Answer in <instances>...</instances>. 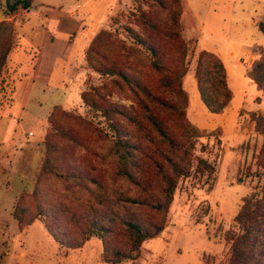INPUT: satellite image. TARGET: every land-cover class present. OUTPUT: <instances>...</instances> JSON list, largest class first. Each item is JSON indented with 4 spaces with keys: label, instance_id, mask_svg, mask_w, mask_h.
Here are the masks:
<instances>
[{
    "label": "rangeland",
    "instance_id": "1",
    "mask_svg": "<svg viewBox=\"0 0 264 264\" xmlns=\"http://www.w3.org/2000/svg\"><path fill=\"white\" fill-rule=\"evenodd\" d=\"M88 1L35 0L28 10L8 14L6 0H0V63L6 54L0 64V264H109L97 236L77 249L58 239H77L82 228L77 220L90 201L85 186L94 185L64 186L40 175L53 107L103 126L79 96L107 80L84 59L90 40L106 30L133 46L124 27L139 7H147L144 0ZM180 2L181 35L188 48L187 116L203 131L194 155L215 172L179 181L163 232L141 245L138 258L119 264H241V246L226 235L241 233L234 218L245 201L254 203L264 185L257 163L262 136L253 121L264 118V0ZM202 50L218 56L229 76L233 97L218 115L205 110L196 89L194 69ZM78 56L84 65L76 73ZM129 62L148 66L144 60ZM73 155L86 169L82 152ZM93 174L108 181L107 173ZM41 209L50 211L54 236Z\"/></svg>",
    "mask_w": 264,
    "mask_h": 264
},
{
    "label": "trees",
    "instance_id": "2",
    "mask_svg": "<svg viewBox=\"0 0 264 264\" xmlns=\"http://www.w3.org/2000/svg\"><path fill=\"white\" fill-rule=\"evenodd\" d=\"M34 1L6 0L7 13L26 11ZM144 1L146 9L139 7L124 27L133 46L127 47L109 31L101 30L84 53L87 65L107 79L79 95L103 126L53 107L40 173L64 186L81 181L94 185L85 186L90 201L77 220L82 225L77 239L65 235L58 239L77 249L97 236L109 264L135 260L145 241L159 237L179 181L192 174L212 177L215 172L211 164L194 155L203 131L187 116L189 96L183 81L188 48L181 35V2ZM157 17L162 20L157 22ZM5 57H1V65ZM130 59L144 60L148 66L131 64ZM194 79L205 110L223 113L233 96L220 58L200 51ZM253 121L262 136L257 163L264 170V118L253 117ZM75 151L82 152L86 169L79 166ZM95 171L107 173L108 181L100 182ZM40 213L46 216V227L54 236L48 224L50 211L41 209ZM14 216L21 221L20 216ZM234 223L241 233L226 238L241 246V264H264V185L253 204L243 203Z\"/></svg>",
    "mask_w": 264,
    "mask_h": 264
},
{
    "label": "crops",
    "instance_id": "3",
    "mask_svg": "<svg viewBox=\"0 0 264 264\" xmlns=\"http://www.w3.org/2000/svg\"><path fill=\"white\" fill-rule=\"evenodd\" d=\"M89 1H91V0H89ZM88 1V2H89ZM72 42V41H71ZM70 42V47L72 48V43ZM69 43V42H68ZM207 51V50H206ZM211 52V51H210ZM69 54V53H68ZM63 55V54H62ZM76 60H77V62L75 63V72L77 73L78 72V70H79V68H80V65H84V60H83V57L81 58H79V56L78 57H76ZM222 61V60H221ZM224 64V63H223ZM224 67H225V64H224ZM225 72H226V81H227V85H228V87H230L229 86V84H230V81H229V76H228V74H227V71H226V68H225ZM71 81V80H70ZM71 84H74L73 83V81H71ZM230 89V88H229Z\"/></svg>",
    "mask_w": 264,
    "mask_h": 264
}]
</instances>
